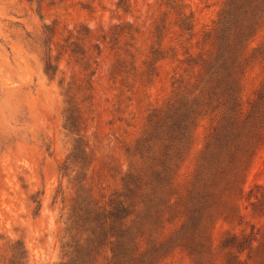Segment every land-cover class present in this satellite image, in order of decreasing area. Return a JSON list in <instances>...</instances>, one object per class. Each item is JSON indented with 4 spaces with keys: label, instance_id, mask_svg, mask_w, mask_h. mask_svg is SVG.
<instances>
[{
    "label": "rangeland",
    "instance_id": "374dc122",
    "mask_svg": "<svg viewBox=\"0 0 264 264\" xmlns=\"http://www.w3.org/2000/svg\"><path fill=\"white\" fill-rule=\"evenodd\" d=\"M235 238L264 264V0H0V264Z\"/></svg>",
    "mask_w": 264,
    "mask_h": 264
},
{
    "label": "trees",
    "instance_id": "16d2710c",
    "mask_svg": "<svg viewBox=\"0 0 264 264\" xmlns=\"http://www.w3.org/2000/svg\"><path fill=\"white\" fill-rule=\"evenodd\" d=\"M248 236L249 235H243V237H245V238H248ZM240 241H241V239H239V238H235L234 240H233V242L230 244H226V246H230V247H236L237 248V250L239 251L238 252V254H235V255H233V257L228 261V263L227 264H243V258H242V256H241V252L242 251H244V248H240L242 245L240 244ZM248 241V240H247ZM242 242V241H241ZM80 258H79V263L80 262H82V258H81V256H79ZM83 264V263H82Z\"/></svg>",
    "mask_w": 264,
    "mask_h": 264
}]
</instances>
